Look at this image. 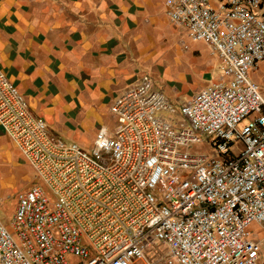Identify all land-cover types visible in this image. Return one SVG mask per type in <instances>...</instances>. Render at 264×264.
Returning <instances> with one entry per match:
<instances>
[{"label": "built area", "instance_id": "obj_1", "mask_svg": "<svg viewBox=\"0 0 264 264\" xmlns=\"http://www.w3.org/2000/svg\"><path fill=\"white\" fill-rule=\"evenodd\" d=\"M217 2L164 0L219 78L177 104L144 74L90 150L56 137L0 67V127L42 182L0 218V264H264V0Z\"/></svg>", "mask_w": 264, "mask_h": 264}, {"label": "crops", "instance_id": "obj_2", "mask_svg": "<svg viewBox=\"0 0 264 264\" xmlns=\"http://www.w3.org/2000/svg\"><path fill=\"white\" fill-rule=\"evenodd\" d=\"M0 67L36 115L87 149L108 127L113 100L144 74L178 104L221 73L218 57L187 39L164 0H0ZM263 75L252 77L264 87ZM6 146L0 127V154ZM12 166L0 171L10 177ZM10 187L0 183L5 201Z\"/></svg>", "mask_w": 264, "mask_h": 264}, {"label": "rangeland", "instance_id": "obj_3", "mask_svg": "<svg viewBox=\"0 0 264 264\" xmlns=\"http://www.w3.org/2000/svg\"><path fill=\"white\" fill-rule=\"evenodd\" d=\"M257 73L264 74V69L262 67H259V72ZM262 77H264V75ZM164 115L168 119H174L176 122L181 121L182 118L178 113L164 114ZM103 121L105 125L113 129L117 123V118L110 111L108 112L106 111ZM48 128L56 137L64 141L72 140L68 137V133L58 128L57 125L51 124L48 125ZM4 149L6 153L0 154L1 156H3V160L0 161V165H2L3 167H9L10 165L14 166L12 173L10 174V177H6L5 173H3V171H0V183H7V184L10 183L12 186H15V187H10L11 188L10 197H5L7 198V200L0 209V218L3 220V222L6 225H9L13 216L14 208L17 203L18 193L24 189H27L31 185L42 184V182L39 179L33 180L34 177L31 176L32 172L28 168L27 163L25 162V160L21 155L19 156V158H21L20 160L18 159L14 160L9 157V155L14 156L15 154L17 155L20 154L17 152V149L15 147L6 146L5 148H3V150ZM191 151L209 153L210 150L209 147L206 146L205 144H194L191 148Z\"/></svg>", "mask_w": 264, "mask_h": 264}]
</instances>
